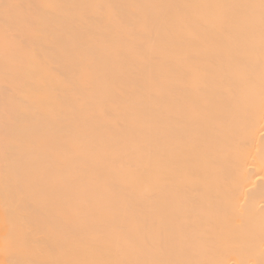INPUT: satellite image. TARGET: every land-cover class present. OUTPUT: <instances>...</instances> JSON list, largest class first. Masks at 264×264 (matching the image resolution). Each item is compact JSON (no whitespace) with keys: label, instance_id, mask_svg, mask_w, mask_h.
I'll return each instance as SVG.
<instances>
[{"label":"bare ground","instance_id":"1","mask_svg":"<svg viewBox=\"0 0 264 264\" xmlns=\"http://www.w3.org/2000/svg\"><path fill=\"white\" fill-rule=\"evenodd\" d=\"M0 264H264V0H0Z\"/></svg>","mask_w":264,"mask_h":264}]
</instances>
